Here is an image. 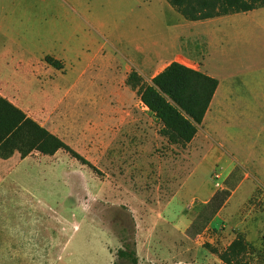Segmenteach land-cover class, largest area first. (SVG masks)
<instances>
[{"label":"rangeland","instance_id":"obj_1","mask_svg":"<svg viewBox=\"0 0 264 264\" xmlns=\"http://www.w3.org/2000/svg\"><path fill=\"white\" fill-rule=\"evenodd\" d=\"M63 3L0 0V87L25 96L26 113L37 111L40 125L98 172L57 151L52 180L31 182L30 201L8 188L0 200V264H130L116 252L133 247L137 264H224L218 254L239 236L247 248L234 264H264V129L260 132L261 119L254 122L263 118L264 126V91L254 99L245 87L234 92L242 79L246 86L264 84V7L228 16L214 27L196 25L194 31L209 32L211 45L182 39L181 48L196 60L195 51H207L206 69L237 94L224 105L225 115L213 124L205 120L193 142L185 144L170 141V133L142 109L136 87L125 81L110 91L106 62L78 75L88 62V29L93 31L86 24L78 27ZM98 30L91 50L101 46L108 51L103 39L109 31ZM180 33L170 30L161 51L166 58L149 76L180 53L173 40ZM45 56L59 58L64 73L46 65ZM172 61L191 63L186 57ZM132 73L147 84L148 75L130 68L128 76ZM120 106L128 111L122 115L130 116V140L116 139V125L109 123ZM141 134L144 139H137ZM208 144L220 163L203 157ZM211 188L228 189L230 196L197 234L190 225L194 220L202 225L206 213H200L203 204L195 197L203 198ZM177 193L183 212L175 219Z\"/></svg>","mask_w":264,"mask_h":264},{"label":"crops","instance_id":"obj_2","mask_svg":"<svg viewBox=\"0 0 264 264\" xmlns=\"http://www.w3.org/2000/svg\"><path fill=\"white\" fill-rule=\"evenodd\" d=\"M63 2L65 12L67 14L68 12H71V15L74 18V21L77 22L76 25L78 27L80 24H86L93 31L91 32L87 28V40L89 44L87 45V51H85V53H87L88 62L83 66L81 72L78 74L81 77L85 75L86 70H88L91 66L100 68L102 63L106 62L105 64H107V68L112 74V78L109 80L110 91H117L118 88L124 86L126 78L130 73V68L137 72V74L141 77H144V74L148 75L147 78H144V81L150 83L151 79L158 72L150 76L149 74L153 72L154 69L158 67L160 63L166 58L162 56L161 51L166 50V44L168 42L170 30L179 28L181 29V33L174 34L173 40L180 45V53L177 52L167 60L172 62V60H177L180 57L191 59V63L189 64L180 63L179 61L175 62L183 64L184 66L193 70L199 71L217 81V87L214 91L208 109L202 119L201 124L198 126H202L205 120L208 123V119H213L212 123L210 122L213 124L216 117L221 116V114H226V111L223 108L224 105H231L232 102L237 98V94H233V91L229 86L225 87L218 76H215L211 71L206 69L203 61L204 57L208 55L207 51H205L204 55L202 52L199 54L195 51L196 56L199 57V60H196L191 55L189 56L183 51L181 48V41L182 39L187 38V40L192 39L191 41L195 42L198 39L205 40L206 45H211L213 43L211 42L212 40L211 36H209V32L206 30L194 31V27L196 25L214 27L215 25L224 23L228 16L247 12L228 14L198 21H189L184 19L166 0H63ZM98 29H107V31H109V37L107 36L108 38L103 39L109 45L108 51H104L101 46H97L94 50H91L93 43L92 38L95 35L94 32H99ZM193 56L196 57L195 55ZM46 58L57 61L58 64H60V68H55V70L60 71L61 74L64 73V63L59 58L45 56L43 61L46 65H49L45 61ZM116 60L124 61V64L118 62L113 63V61ZM94 61H98L96 65L92 64ZM241 75L242 74L238 76L242 78ZM259 75L261 77L262 73ZM239 83L240 87H238V89H236L234 92H241L242 88L245 87L246 92L253 94V99L258 98V93L264 91V84L262 83H255L253 86H246V82L243 83V79L240 80ZM84 84L80 86H71V88H65L60 93H67L74 88L79 90V88H81V86ZM247 85L249 84L247 83ZM0 97L6 99L14 107L21 110L27 117L31 118L40 125V122H38L37 119V111H32V113L30 112L31 115L26 113V97L22 96V94L20 95L18 90L0 87ZM46 97L47 96L44 98ZM238 98L241 100L240 96ZM47 105H49V103ZM141 106L143 110L146 109L142 104ZM122 109V106L117 107V117L112 116L109 123L116 125V139L124 138L130 140V128H127V126L130 125V116L125 117L122 115V113L128 112L127 110ZM32 115H35V118ZM96 118L97 122L101 120L100 116H97ZM259 119H261L263 124V118L259 117H255L254 122H257ZM262 124L260 132H262L264 129ZM44 128L51 134L60 138L58 135H56V133L50 131L46 127ZM258 134L259 132H257V135ZM196 136L197 132L195 137L189 143L185 144H191ZM140 138L144 139V135H137V139ZM57 153L58 152L52 156H44L36 152H31L24 158H20L19 154L15 152L6 159L0 158V200L7 195L6 190L12 187L14 189H18V197L21 198L19 196L20 193L23 196V202H26L27 200L30 201V199L34 197V193L30 186L31 182L35 180H38L39 182L52 180V173L54 171V164L52 161ZM203 157L212 158L213 165L215 163H220L221 159L218 152L215 151V147L211 144L207 145L206 150L203 153ZM40 158H48L49 161L45 163H38L37 161ZM214 192L215 190L211 188L209 192L203 196V198L194 197L200 200L202 204H205ZM178 195L179 194L177 193L174 196L173 203V213L175 219L181 218L183 212L182 201H177ZM171 203L172 202L170 201L168 205L171 206ZM177 203H179L178 207L176 206Z\"/></svg>","mask_w":264,"mask_h":264},{"label":"trees","instance_id":"obj_3","mask_svg":"<svg viewBox=\"0 0 264 264\" xmlns=\"http://www.w3.org/2000/svg\"><path fill=\"white\" fill-rule=\"evenodd\" d=\"M186 20L198 21L208 18L248 12L264 6V0H166ZM45 61L54 68L58 62L50 58ZM132 73L126 82L136 87L140 103L170 133V141L189 143L196 135L197 126L208 109L217 81L199 71L172 61L157 73L146 85L140 84ZM32 151L52 156L57 151L67 153L72 159L96 171L81 155L72 150L57 136L48 132L6 99L0 97V158L6 159L15 152L24 158ZM98 172V171H96ZM230 196V190H217L203 204L200 213L202 225L192 222L190 228L198 234ZM200 216V215H199ZM247 248L242 237L235 238L218 254L224 264H234ZM116 256L137 264L134 247L127 251L118 249Z\"/></svg>","mask_w":264,"mask_h":264},{"label":"built area","instance_id":"obj_4","mask_svg":"<svg viewBox=\"0 0 264 264\" xmlns=\"http://www.w3.org/2000/svg\"><path fill=\"white\" fill-rule=\"evenodd\" d=\"M219 176L217 174L214 175V178H218ZM216 186H218V184L216 183Z\"/></svg>","mask_w":264,"mask_h":264}]
</instances>
